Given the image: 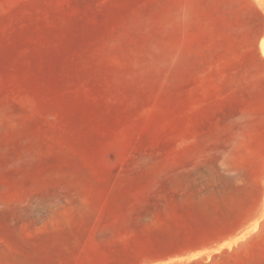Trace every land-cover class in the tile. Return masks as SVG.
<instances>
[{
    "label": "rangeland",
    "instance_id": "obj_1",
    "mask_svg": "<svg viewBox=\"0 0 264 264\" xmlns=\"http://www.w3.org/2000/svg\"><path fill=\"white\" fill-rule=\"evenodd\" d=\"M261 43L264 0H0V264H264Z\"/></svg>",
    "mask_w": 264,
    "mask_h": 264
},
{
    "label": "bare ground",
    "instance_id": "obj_2",
    "mask_svg": "<svg viewBox=\"0 0 264 264\" xmlns=\"http://www.w3.org/2000/svg\"><path fill=\"white\" fill-rule=\"evenodd\" d=\"M263 43V42H262ZM262 43H261V45H262ZM262 50L264 51V44L262 45Z\"/></svg>",
    "mask_w": 264,
    "mask_h": 264
}]
</instances>
